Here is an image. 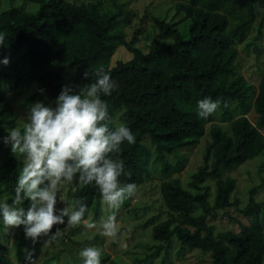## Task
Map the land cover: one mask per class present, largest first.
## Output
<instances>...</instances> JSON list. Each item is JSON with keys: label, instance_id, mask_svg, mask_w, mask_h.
<instances>
[{"label": "trees", "instance_id": "trees-1", "mask_svg": "<svg viewBox=\"0 0 264 264\" xmlns=\"http://www.w3.org/2000/svg\"><path fill=\"white\" fill-rule=\"evenodd\" d=\"M28 1L40 4L37 12L14 6L0 10V35L5 37V44L0 45V78L9 77L2 63L9 51L22 52L16 89L37 84L39 91L43 89L40 93L55 103L65 85L90 84L95 72L103 68L117 85L111 95H101L108 107L110 128L125 125L136 141H125L118 156L113 157L124 165L121 183H135L138 188L151 180L155 175L150 167L154 154L158 159L167 155L177 158L175 165L166 161L162 169L161 194L168 218L154 224L157 216H153L144 224H154V239L171 243L176 238L183 249L210 252L212 264H264V204L256 201L252 189L248 204L240 208V199H232L237 180L230 175L264 152V71L258 86L248 82L240 72L237 49L238 43L247 42L262 14L264 0L178 2L175 10L188 17L185 28H174L168 20L154 17V29L159 34L147 52L136 45L137 33L126 38L125 27L138 16L134 9L126 11V2ZM257 29L253 38L263 34L264 20ZM121 46L132 53V58L114 63ZM85 70L91 74L87 80ZM205 98L219 102L206 119L198 115L197 107ZM6 100L7 95L0 92V138L7 135L6 127L12 122V112L2 108ZM251 111L256 114L255 122L248 116ZM222 122L230 123L229 130ZM208 126L212 139L203 164L192 175L190 186L197 190L194 193L175 174L184 170L186 151L199 145ZM0 156L4 168L0 194L11 204L22 167L19 154H13L2 139ZM209 180L215 184L214 203L210 201L212 187L206 184ZM71 197L75 210L80 203L86 205L85 217L91 211L99 216L102 197L94 183H82ZM21 206L27 209L28 202ZM233 206L248 223L236 218L238 232H216L209 217ZM197 210L202 213L197 215ZM65 224L55 225L52 231ZM4 226L0 218V230ZM18 232L14 249L20 258L27 243L24 226ZM0 264H13L10 250L2 241Z\"/></svg>", "mask_w": 264, "mask_h": 264}, {"label": "rangeland", "instance_id": "rangeland-1", "mask_svg": "<svg viewBox=\"0 0 264 264\" xmlns=\"http://www.w3.org/2000/svg\"><path fill=\"white\" fill-rule=\"evenodd\" d=\"M73 3L88 2L91 0H68ZM105 3H111L112 0H104ZM127 3L126 11L134 9L137 12V18L131 26L125 27L126 38L129 40L137 33L136 45L144 51H148L156 34L154 29V17H160L177 29L185 28L188 17L182 12L175 10L178 2H187V0H120ZM113 5V4H111ZM22 7L29 12H37L40 4L28 0H0V10H6L10 7ZM264 20V9L260 15L255 27L250 33L247 42L238 43L240 72L255 86L260 84L264 71V31L261 37L253 38L258 33V25ZM258 46V48H256ZM22 52L9 51L10 63L6 65L9 73L8 78H0V92L7 95V100L3 103V110L11 111L12 122L7 125L11 129L22 125L27 118L30 108L36 102H43L46 106L55 107L54 102L46 99L43 93H40L38 85L31 83L26 85L23 90L16 89V69H18V58ZM132 58L126 47L121 46L113 57V62L117 60H129ZM240 111L236 115H240ZM252 122L256 121V114L251 111L248 114ZM220 121L221 119L218 118ZM229 130L230 123H221ZM210 126L207 128L206 135L201 139L199 145L186 151L188 161L184 170L175 174L179 176L184 187L196 193L197 190L190 186L192 175L203 164L206 147L210 140ZM264 133V130H262ZM23 156L19 154V161L22 165ZM166 161L176 164L177 158L166 156L158 159L153 155L152 171H155L154 177L145 184L137 188L135 195L128 201L121 204L118 210L109 209L107 205L101 204L100 214L96 217L95 212L91 211L84 220L97 223L95 229H86L82 222L76 226H68L67 220L65 227L59 230L60 235L49 240L42 237L38 242V253L33 257L35 264H83L80 252L89 246L98 248L101 252V264H212V255L210 252H204L199 249L182 248L179 241L175 238L171 243H160L153 236V225L168 218L166 205L161 194V182L164 179L162 169ZM3 158L0 156V173L3 170ZM230 175L237 180V189L232 195V199H240V208L249 202L250 191L255 190L254 197L256 201L264 204V152L259 156L246 162L236 170L230 172ZM206 184L212 187L210 201L214 203L215 184L209 180ZM82 182L78 176L70 182H62L57 192V208L64 206L75 210L71 192L80 187ZM4 194H0V203L5 202ZM63 197V202L60 198ZM115 212L117 223L120 226V233L114 241L112 238L100 235L99 222L102 218ZM197 210L196 214H201ZM157 216L153 225L144 226L145 222L151 217ZM236 218L248 223L236 206L225 210H220L215 216L209 217V223L213 224L215 231L233 230L238 232L240 227L235 221ZM18 228L9 229L4 226L0 230V241L6 244L10 250L13 264H25V249L31 250L32 241L27 239L26 247L20 258L15 256V243L17 242ZM36 245V244H35ZM34 245V247H35Z\"/></svg>", "mask_w": 264, "mask_h": 264}, {"label": "clouds", "instance_id": "clouds-1", "mask_svg": "<svg viewBox=\"0 0 264 264\" xmlns=\"http://www.w3.org/2000/svg\"><path fill=\"white\" fill-rule=\"evenodd\" d=\"M5 37L0 35V45ZM2 63L8 65L9 58ZM95 80L83 86L65 85L55 101V107L36 102L30 108L26 121L17 127L6 129L2 142L11 146L13 154L23 156L22 168L17 177L12 203H0V218L9 229L24 226L25 238L32 241L31 250L25 249V264H35L34 245L42 238L56 239L59 229L55 225L68 226L84 223L86 229H95L97 223L84 220L86 205L80 203L77 210L64 206L57 208V192L64 181L78 176L85 185L95 184L102 203L118 210L127 198L135 195V183L122 184L120 176L124 165L113 157L120 153L127 141L134 144L135 137L125 125L110 128L108 107L101 95L109 96L117 87L110 75L100 68ZM91 77L88 70L84 78ZM43 92V89H40ZM198 115L207 118L219 107L218 101L205 98L198 101ZM27 201L25 209L21 205ZM63 202V197L60 198ZM100 235L114 241L120 233L115 212L99 222ZM83 264H101V252L94 246L81 252Z\"/></svg>", "mask_w": 264, "mask_h": 264}]
</instances>
